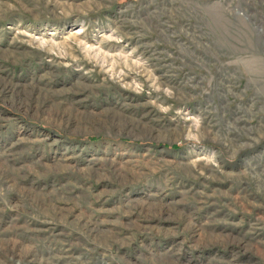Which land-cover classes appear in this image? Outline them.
I'll use <instances>...</instances> for the list:
<instances>
[{"label":"rangeland","instance_id":"obj_1","mask_svg":"<svg viewBox=\"0 0 264 264\" xmlns=\"http://www.w3.org/2000/svg\"><path fill=\"white\" fill-rule=\"evenodd\" d=\"M0 264H264V0H0Z\"/></svg>","mask_w":264,"mask_h":264}]
</instances>
